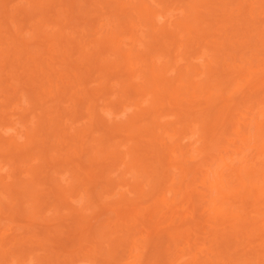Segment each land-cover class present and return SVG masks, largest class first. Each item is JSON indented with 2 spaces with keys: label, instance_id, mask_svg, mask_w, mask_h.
I'll use <instances>...</instances> for the list:
<instances>
[{
  "label": "bare ground",
  "instance_id": "6f19581e",
  "mask_svg": "<svg viewBox=\"0 0 264 264\" xmlns=\"http://www.w3.org/2000/svg\"><path fill=\"white\" fill-rule=\"evenodd\" d=\"M64 1L63 0H47V2L46 1L43 2L40 0L39 2H37L36 6H37L39 11L47 12L48 14L53 10V14H50V16H51V18H53V20L57 24H59L58 23L59 17L62 16V19H61L62 23H60V25H59V32L53 38L56 39L55 40L56 43L54 42L56 44V47H58L59 50L61 51V53H63V54H61L62 56L60 55L61 59L58 60V62L61 65L60 67L63 66V69L61 72H63V74L67 73L66 76H68V74L71 73L70 75L72 77L71 76L68 77L69 78L68 83H65V85L62 83L63 86H61V84H58L55 82L53 83V80L49 79V78H51L49 73L48 72L44 73L46 71L45 67H47V66L51 67V65H49V64L53 65L55 63V62L51 63L54 61V59L52 61V59L48 57L47 59L49 61H48L47 65L45 64L43 59L40 60L38 62L39 64L38 63L36 64V65H38L39 69L35 65V68L37 70L36 71L30 70L29 71L30 73H29L28 77L26 78L25 82L26 81L30 82V80H32V79L33 80L34 79L39 80V78H41V76H42L41 74H43V73L45 75V78L49 75L50 77L48 76L49 77L48 79L46 78L44 82L42 81L43 83H40V84H43L42 85L43 88L45 86L47 87L46 90H44L43 88L39 90L40 92L42 90V94H43L42 96H45L44 94L48 95L47 93H49V94L52 93L53 90H55L56 92L54 91L55 93H52V97H53V95H56V96L60 95V94L63 95V94H67V91L69 90V93H70L69 97L71 100V104L73 105L74 115L76 116L80 112V110L85 109L86 111H88V113L90 115V116H88L89 120L87 119V122H88V123L86 122L87 125H83V127L81 126L79 129H77V127H75L77 130H75L74 127H69L70 128L69 131H68V129H65V128L63 130L62 128H60V126H61L60 121H62V120H60L61 116H62L61 115L62 110H60L59 105L56 103L57 105L54 104L56 106L53 105V107H51V106L49 107V106H45V104H43V102L38 103V105H41L40 108L42 109V110H40V112L44 116L45 115L50 116L48 119H49V121H51V123L49 121L46 122L47 118L45 120H42L43 115L41 116V114L38 113L40 115V118H42V119L40 120V118L37 117L38 119L35 120V121H37L35 123L37 128H35V125H34L35 130L32 128V131L34 130L32 132V134L31 133L30 134L24 133L26 135V136L24 135L26 138L25 141L27 143L29 142L28 144L33 143L32 142V139H34L33 136L37 132L41 131L42 135L43 134L45 135L44 137L47 136L46 137L47 142L48 143H49V141L52 142V143L50 142L51 146L49 145L50 148L47 147V149H46V148H44L45 146L43 147V145H41L42 148L44 149V151L42 148L38 149L42 152H40V154L37 153L39 156V157L37 156V158H39L40 161L36 159L37 162L39 161L37 164H39V163L40 164L38 166L35 165V166L29 167L27 177L36 186H34L32 183H30L31 187L25 185L26 183L25 184L21 183L22 185H20V184L17 185V182L20 183V181H18V180L15 181L14 183L7 184L8 183L7 182L5 184L6 186L4 188L6 189L7 193L6 194H5V192H2V193L5 194L4 197L8 196L9 201L7 203L8 204L11 203V204L9 206L6 203V200H4L5 198L2 197L4 194L0 195V213L3 212L5 214H10V215L11 214H23V216H25L27 218L29 217L28 218L29 220L36 219V217L42 212L41 206L43 205V203L41 204V202L39 201L40 200L39 195H42V193L38 194L36 192V190L40 189L39 187H37V185H38L37 183L40 180L35 181V179H37L35 177L40 176L42 169H45L47 167L49 168V166L52 164L54 166H57L56 168L59 167L60 169H63V172L69 171V173H70L69 176L73 180L72 181L70 179H66L67 180L66 183H68L67 185H69L68 187H67V185L62 187L61 184H65L64 183L65 181L63 183L60 182V186H61L60 187L58 184H56L57 182L59 183V181H57L58 177H57V179H55L56 177H54V175L52 176L50 174L52 177L49 178V176L46 174V177L48 176L47 177L48 179L46 180L47 182L43 183V184H45V185L48 184L49 186L47 185L48 186L47 188L50 187L48 189L49 191H47V192L49 194H51V196H52V198H50L51 204L50 203H47V204L48 205L50 204V206L53 205L54 209L52 211L55 214V219L59 218L60 215L56 216V214H60V211H62L61 210L62 208H65L66 210H68L67 208L71 207V206L67 207V203L69 202L68 197L74 196V195H71L73 193L80 192L81 195H79V197L80 196L82 197V195L85 196V199L83 198L84 199L83 201H86L87 205L85 204V202H83V204L86 205V206H84L86 208H84V209L81 207H79L80 209L79 208H76V209L70 208L69 214L74 215V217H76V216L80 217L81 216V217L85 218V220L80 219V220H82L81 223L84 222L85 225L84 224L79 225L77 223L80 226V229H83V228L84 229L83 230L79 229L80 232L77 231V233L79 235L75 236V238H73L74 237L73 235H72L73 237L70 236L71 240L69 239L68 235L67 236L65 235V233H63L65 235L64 237H62L60 235V234H62L61 233L62 231H66V229L61 230V227H59V226H62L61 222H60L59 226H57V227H59L58 228L59 230L56 229L57 227L52 230V231L57 230L56 232L59 233L61 238L57 234V236L56 235L48 236V237H50V239L51 238L53 239V237L56 236L55 239L57 237H59L60 240L62 241L63 239H65V237H67L66 239H68L69 241H66V242H70V241L72 242V243L70 242V244H72V245L67 243V246L69 245L68 247L70 248L68 250H67V247H64L63 249H61L62 246L60 244H59V247L56 245H53L52 240H51L52 245H48L49 243H51L50 239L47 240L48 237H44V239H43L41 236V238L37 237L38 238L37 239L36 235H32V237L34 236L35 238L31 237V239H32L31 243L32 244L30 243L31 246H30V244H28V245H29V247H32V245H33V247H34L33 249H35V252L38 249L37 247H39V249L42 250V249H44V246H47V245L50 247L56 246L62 252V253H57L58 251H56V250L58 248H56V250H55L56 252L54 251V253L49 252V251L54 250L52 248H50L49 251L48 250L46 251V249H45L44 251L46 253H48V254L53 253V254H51V256L50 255L46 256L47 254L44 252V254H46V255H44V254L43 255L47 259L44 256H41L42 258L43 257L45 258V259L43 258L41 260V261H43V263H41V264H59V263L63 264V262H60V261H62V260H60V258L62 256H64L67 252L69 253V255L71 253L72 254L74 253L73 256L74 255L77 256L81 250H82V253H81L82 256H80L81 255L80 254L79 257H83V259H85V261H88L90 264H237L238 260L242 261L243 264H250V263L262 264V263H264V242L257 244L255 246L245 245L244 247H242V244L244 243L243 235L245 234L246 237H248L255 230H257V222L254 220L245 221L244 219H242V217H240L238 219V222H237V214H247V207H245V204H244L245 201L244 200H250L251 203H253V204H260L262 201H264V185L259 183L260 180L262 178H264V123H261V124L256 123L255 124V123H253V121H254V119H253L252 123L249 124V120H250L249 119L248 124L244 125V127H242L244 122L241 123V127H240V125L236 126L237 122L236 123H234V122L237 121V112H238V109H237L238 106L237 105H239L236 102L237 99L235 101L232 100L233 102H231V100L229 99L231 103L229 104V102H227L228 103L227 106L225 105V107L223 106V108H221V109L218 108V110L215 109V107H213V109L201 108V109H198L197 112L192 110V108L194 109V106H193L194 103H196V105L198 106L199 103L203 102L202 100H207V101L212 102V100L214 98L219 97L223 93L224 90H225V93L231 94V92H234V89L237 88V82H235L234 78H232L233 80L231 78L229 79L228 76L232 75V72H236L234 70V68H236L238 64L236 66H234L235 63H233L232 64L233 66L232 65L228 66V64L225 63L224 61H225V59H227L226 58L227 56L230 57V59H234L237 56V54L235 53L236 41H237V45H238L237 47L239 48V50L241 49V51L242 50H245V51L250 50L251 51V49H254V50H257L258 52H261L262 50H264V27L255 26L251 20H246V23L244 22L245 25H241V26L239 25L240 27L237 29V33L233 34L234 36H237V37L239 36L237 39H235L236 41L235 40L230 41V38H227V37L225 39H223V38H221L222 36L220 37V39H223V40L212 39V41H211L212 46H209V47H211L210 48V51H211L210 57L211 58H210V60L207 61V63L205 61L206 66H204V68L206 67V69L202 73L203 75H205V79H204V81H202V83H198V82H196V80H194V75H196V73L198 71L194 65L191 67L188 66V68H187V66L184 67L185 71L183 70V72L178 71L177 68H175L178 72L175 76L172 75L173 77L172 78L170 77L171 78L170 79L166 76V71H167L168 67H166V66L162 67V65L160 64L161 66H159V68H155L156 65L153 62V64L155 66L153 64L149 63L148 65H145V67L143 69H139V71L142 70L141 73L140 72L139 73L142 74V76L144 77L145 83L143 81V83L141 85H143V84L144 85L143 86L139 85L140 87H137L138 83L136 84L137 86H135L132 83L133 79L130 80V77L132 76L131 74L133 73L134 69L132 70V73H130L131 72V67H130L131 64L128 63V59L133 58V57H138V56H140L141 58H144V57H142L143 56L142 54H138V53L137 54H128V52H127V54H124L123 50L120 49V41L122 42V40H120L118 37V34H120L119 32L117 34V33L110 32L111 31L110 30L109 32H107L103 36L102 40L92 39L93 41L92 40L88 41L87 39L89 37L87 39L84 37L85 39H83V36H85L86 34L84 35L83 32L80 33L81 35H83V36H81L79 34V36H81L83 39L82 44L85 46V44L87 45L89 42L88 45H90L92 48L85 50L84 54H82V56L80 57L79 62H76V61H78L77 58H72V56L74 54L73 51H75L74 49L76 48L77 45H76V43L74 45L73 42L70 41V39H69L70 37L68 38V36L66 35L65 28L70 27L73 30H74V28H76V23H75V25H72V27L70 26V24H72L73 23L72 21H74L76 19L74 17V15H75L74 11L77 7L75 8L76 0H68L66 2H64ZM180 1L185 6L184 12L186 14L183 13V14H185V15H183L185 17V19H183V21L179 20V22L177 23V28H176L177 30H175L176 32L174 30L166 32L165 29H162L161 27L160 28L155 27L153 24V21L151 19H149L150 18L149 14H150L151 10L141 0L137 1V3L138 2L139 3L134 8V9H136V11H138V14H139V15H137L138 18L142 19L144 21V24H145L144 26L148 27L147 36L150 37V39H151L155 36V34L156 35L162 34L163 36L166 37L165 40H167V42L165 43L167 51L174 53L173 50L175 49L174 51L178 55L180 54V51L182 49L187 48V50H188V46L190 47L189 44L196 42V40L198 38L210 36L214 32H216L217 29L219 30L220 28H223L225 26V24L228 22V18H229V16L225 13V7H227V5L229 4L227 2H229L231 0H199V1L180 0ZM57 2L60 4V6H63L64 8H62V10H58L59 9L58 8L56 11H54V9L57 7H55L54 9L52 7H53V5L55 6V3H57ZM85 2H86V0H85ZM90 2H92V1H90ZM97 3H98V1H97ZM216 3L223 8L222 9L223 14H221V15H223V17L220 20H217V21H219L218 28L213 30V29H211V28H213V27H211V24L208 25L209 20H211L210 19L211 17L209 18V15L211 13L208 12V10H207V12H204V11H202L201 8L204 6L206 7L207 5L211 6V4L215 5ZM34 4H36V3H34ZM115 5H116V3H115ZM209 8H211V7H209ZM260 8L262 9V11H264V6H260ZM0 9H1V13L3 15V19L5 21L7 19L9 20L8 16L6 15V11H5V3H3V2L0 3ZM120 10H121V8L117 5L115 7H113L112 11L115 12L114 17L116 16L118 18V20H120V21L123 20L121 18L127 19L128 18L127 15L125 14V12H123L124 9H123V11L121 10L122 12ZM250 13H249V16L251 15ZM78 15H80V14H78ZM117 18H116V20H117ZM129 18H131V17H129ZM252 18L253 17L251 16L250 19H252ZM136 20H137V18H136ZM120 21H118V22H120ZM207 21H208V23H207ZM240 21H242V20H240ZM117 23L115 22V24H117ZM215 23H217V22L215 21ZM86 24H87V21H86ZM83 25L84 24L82 23V26ZM121 25L123 26V23L122 24L120 23V26ZM43 26H45V25H43ZM82 26H81V28H82ZM88 26L89 25H86L85 29H87ZM118 26H119V23H118ZM112 27H113V25H112ZM123 27H125V26H123ZM36 28H37V26H36ZM106 28H108V26ZM122 28H120V29H122ZM251 28H253L252 30L253 31L255 30V31L252 32ZM12 29H13V27H12ZM82 30H84V29H81V31ZM87 30L89 31V29H87ZM126 30H129V29H126ZM74 31H76V30H74ZM105 31H108V30H105ZM180 31H183L185 34H187L188 37H187V39H185V42L183 44L178 45V43L176 42L177 40H175L174 38H177L175 35H177V33ZM78 32H80V31H78ZM84 32L86 33V31H84ZM92 32H94V31H92ZM92 32H91V34H92ZM99 32H101V31L99 30ZM120 32H121V30H120ZM165 33H167V34H165ZM36 35H37L36 37H38V34H36ZM227 36H229V35H227ZM31 37H32V35H31ZM81 37H79L78 39L81 40ZM39 40L42 41L41 38ZM228 40H229V42H226ZM43 41L45 42L44 39H43ZM74 42H76V41H74ZM78 43H79V41H78ZM138 43H139V41H138ZM121 45H122V43H121ZM207 45H209V44H207ZM84 46H81V49ZM176 47H178V48H176ZM193 47H199V45L197 43H195ZM63 48H65L64 49L65 53L62 52ZM133 49H135V48H133ZM190 49H191V47H190ZM10 50H12L11 47H10ZM104 50H105V52L111 51V53L113 52L112 54L115 53L116 54L115 56L118 57V60H116L115 62H112L111 64L104 65V66H102V68H99V64L104 62V58L101 57L102 55H105ZM8 51L9 50H7L6 52H8ZM83 51H84V49H83ZM135 51H136V49H135ZM6 52H5V55L7 57L6 62H7V59H10V61H12V60L13 61H16V60L19 61L18 60L19 58L17 57L18 55L15 56V54H13L12 51L9 52L10 54H8V53L6 54ZM43 52H44V50H43ZM129 52L131 53L132 51L129 50ZM109 54H107V55H109ZM29 55H30V52H29ZM158 55H160V54H158ZM184 55H188V52L185 51ZM262 56H264V55H262ZM255 57H256V55H255ZM31 58H32V56H31ZM250 58H251V56H250ZM47 59H45V60H47ZM146 59H148V58H146ZM160 59H161V57H160ZM176 59H175V61H176ZM241 59H242V57H241ZM2 60H4V57ZM260 60H262V59H260ZM109 61H111V60H109ZM142 61H141V63H142ZM249 61H251V60H249ZM26 63L27 62H25V64ZM42 63H43V65H46V66L44 67L42 65ZM77 63H80L79 66L81 65V67H83L85 70L99 68L105 77H107L108 75H112V74L115 75L114 77H115L116 81L118 80L115 83V85L119 86L120 89L122 88L123 93L124 92H126L125 94H128V93L137 94L138 93V95H141V96L146 95V96H148V98L150 97L151 101H149L150 102L148 105L149 107L142 109V110H140L141 106L138 107L139 109L138 110L136 109L137 113L132 117H128L121 124L120 123L116 124L113 121H112L113 123L106 122L107 120H104L103 119L104 117H102V115L99 114L101 112H98V109L96 107L97 105L94 104L92 97L90 98L88 96L90 94H88V95L78 94V93H75L74 90H72L74 86L76 87V83L82 82L81 81L82 80L81 79L82 68L81 67L79 68ZM146 63H148V62H146ZM249 63H246V64L249 65ZM170 64L168 66H170ZM224 64H225V66H224ZM7 65H9V64H7ZM239 66L241 67V65H239ZM49 67H47V68H49ZM224 67H225V69H224ZM52 68H53V66H52ZM204 68H203V70H204ZM226 68H229V69H226ZM252 68H253V66H252ZM79 69H81V70L79 71ZM255 70H257V68ZM246 71L247 72H246L245 77L249 76V78L248 79L246 78L247 80L245 79V81H243L241 83L239 90L243 91L246 88L247 91L244 92L245 94L242 93V95L244 97H246V99L248 97L249 100L250 99L253 100V98H252L253 96H254V98L255 97L257 98V96H256L257 93L264 92V77L253 76V74H252L253 71L250 70V67H246ZM173 72H174V70H173ZM247 73H248V75H247ZM46 74H47V76H46ZM262 75H264V74H262ZM43 76H42V78H43ZM199 76H198V78H199ZM258 76H260V75H258ZM42 78L40 80H42ZM68 78H66V79H68ZM195 79H196V76H195ZM15 80L16 79H14V81ZM2 82L3 81L0 78L1 88H2V84H3ZM44 83H46V85ZM223 84L225 85V87L221 88L220 86H222ZM105 85H106V83H105ZM102 86H101L102 89L106 90L104 87V84ZM11 87L12 86H9L8 88H11ZM6 88H7V85H6V87H4L0 90L5 91ZM39 88H41V86ZM214 89H216V91H218V92L212 93L214 91ZM14 91H17V90L14 89ZM78 92H79V90H78ZM180 94L182 96L183 95L186 96L187 99L185 98V100L183 99V101H181L182 96L180 97L179 96ZM198 94L201 97V102L199 101V103L197 101L194 102L195 100L193 101V99L196 96L199 97ZM42 96H41V98L43 99L44 97H42ZM9 97H11V96L9 95L8 98ZM34 97H38V95L37 96L34 95ZM48 97H49V95H48ZM198 97H196V98H198ZM242 97H241V99H242ZM29 98H30V96H29ZM128 98H130V97H128ZM143 98H145V97H143ZM234 98H237V97H234ZM34 100H36V99H34ZM242 102H245V101H242ZM134 104H135V102H134ZM43 105L45 107H42ZM101 108L104 110L105 109L107 110V108H103V107H101ZM165 109L174 110L171 113H173V116L174 115L176 116L175 122L178 120L177 122L179 125L177 127H175V128L173 127L175 125V123H173V124L171 123L173 126H171L170 123L166 124V122H165V124L160 125L159 122L156 120L157 118L155 119L154 117H151L152 112H158V114L160 115L162 113L161 111H163ZM203 109H206V110H203ZM245 111H247V114H248V110H245ZM192 112L193 113L195 112L197 114L194 113L195 114L194 115ZM104 113H103V115H104ZM240 113H241V111H240ZM238 115H239V113H238ZM173 116H172V118H173ZM241 116H242L241 120L242 119L244 120L245 117H243V114H241ZM252 117H250V118L252 119ZM142 120H143V122H141ZM35 121L33 120L32 123H34ZM252 125H253V127H252ZM231 127L233 128L231 131H232V135L234 137H232V140H230V141L226 140L228 142L225 143L224 145L221 144V139L226 136V131L229 130ZM27 128H28V126H27ZM34 132H36V133H34ZM94 132L97 133V135H95ZM92 134H94L95 136H93ZM180 135H185L188 138H189L188 135H190L191 138L192 137L195 138L194 143H193L195 145V151L193 152L194 154H191L194 156H192L190 158V160H193V158H195L194 159L195 161L198 159H199V161H200V159H204V160L210 159L211 164L213 165L212 166L210 164L209 167L206 166L207 169L203 172V174H201V176L203 177V179H202L203 181H201L202 187H201L200 191H202V189H203V191L200 192V194H199V191H198V193L195 192V194L197 193V195H194L193 197L188 195L189 193L185 194V192L189 187H192L191 184L193 181L196 180V178L199 179L197 176H199L200 173H202V172L198 167L199 165L195 166V164L192 163L193 166H195V167L188 166L189 164L187 162V157H188L187 154L189 153L188 152L189 150H186L185 146H183L182 143L180 144V142H179ZM40 137L42 138V136H40ZM9 138H11V137H9ZM177 138H178V140H177ZM41 142H43V141H41ZM47 142L45 141V143H47ZM15 143H16V141H12V140H8V141H5L3 143L1 142V146H2V144L6 146V148L4 147L5 149H3V150H5V153H7V155H9L7 157L8 158L7 161L9 160L10 164L14 163V160L12 159L13 158L12 155H14V154L11 155V151L14 149H18L14 152H17L20 150L22 151L24 148V145H22L23 147H21V146L19 147L18 146L19 144L17 145V143L16 144ZM27 143H25V145ZM45 145L48 146L47 144H45ZM0 148H1L0 150H2V147H0ZM241 148H242V151H244V150L245 151L240 152L239 149H241ZM38 150H37V152H39ZM228 150H230L234 154V158L232 159V161L227 163L226 156H228ZM50 152H52V153H50ZM239 152L242 153L243 155H240L238 157ZM245 152H246V154L244 155ZM3 153H4V151H3ZM172 155H174V156L177 155V156L174 157ZM25 157H26V155H25ZM19 158L20 157H18V159ZM176 158H178L177 161H175ZM190 160H188V161H190ZM31 162H32V160H31ZM186 162L188 165L186 164ZM32 163H34V162H32ZM48 163H51V164L49 165ZM18 164H20V163H18ZM199 164L201 165V163H199ZM16 165H15V167L13 166L12 172L15 169H16L15 172L18 171ZM52 165L50 167L51 168L53 167V168L52 169L50 168V171H52L54 169L53 172L55 171L54 174H56L58 172L57 170H59V169H56ZM44 166H45V168H43ZM201 167H204V166H201ZM115 170L116 171L120 170L121 171L120 174L123 173V175H120L121 178H123L122 180H121V178L117 179V177H116L117 174H116V172H114ZM198 171H200V173ZM113 173H115V176ZM68 174L66 172V174H64V175H68ZM64 175H63V177L60 176V177H62V178H60V179H62L61 181H63V178L65 179L66 176L64 177ZM122 176H124V177H122ZM201 176H199V177H201ZM0 177H2V176H0ZM114 177H116V178L114 179ZM5 179H6V175H5ZM27 181H29V180H27ZM54 181L55 182L57 181V182L55 183ZM51 182L52 183L54 182L55 184L54 183L52 184ZM70 182H73V183L70 184ZM195 183H197V182H195ZM32 185L34 187V190H32L33 189ZM43 186L44 185L41 184V187H43ZM35 187H37V188H35ZM143 187H145V188H143ZM77 188H80V190H77ZM180 188L183 189V191H181V193H180V199L179 200H181L182 198H185L184 199L185 205L187 203V205L184 207V209H182V211H180L178 209L179 207L176 208V204H175L176 198H175V200H173L176 193H174V197L171 201H169V198L166 199L167 197L165 195V192H169L171 194V192H174L177 189L180 192V190H179ZM43 189H41V190H43ZM191 189H193V188H191ZM195 189H197V187ZM0 193H1V190H0ZM193 193H194V191H193ZM49 194H47V195L49 196ZM108 194H110V195L112 194V195L109 197V196H107ZM167 195H169V194H167ZM186 195H188L189 197H186ZM51 196H49V197H51ZM48 198H46V199H48ZM144 199L146 201V204H143L141 207H139L140 203L143 202ZM79 200L81 201L82 198H80ZM45 202H48V200H46ZM49 202H50V200H49ZM4 203H6L7 206H6V204L3 205ZM237 203L242 204V206L237 207ZM3 206L10 208V209L6 210L8 213H6L4 210L2 211ZM90 206H92L93 210H95L96 213L93 212L94 214H96V215L98 214L97 216L101 215L102 217H105V216L106 217L102 219L101 216H99V220H98L96 218L97 216L94 214L92 215V216H94L93 217L94 219H91L90 218L91 216L90 217L83 216L85 214L84 213L85 209L90 208ZM151 206L153 207L154 210L152 209ZM150 207L152 209V212H151L152 215L150 214L151 217L153 215L154 216L160 215V217H162L163 214H169L168 218H165V220L163 219L165 221V222L163 221V223H164L163 226L155 227L153 230L151 228L149 229V226L150 227L152 226V228H153L154 227L153 225L155 224V222L152 221L154 223L153 225H151V224L149 225V223H152V222H149L148 223L149 226H148L145 224L146 218L145 217H144L145 219L143 218L144 215L141 216V214H143V212L145 210H148V208L150 209ZM63 213L64 212L62 211L61 214H63ZM108 214L109 215L112 214V216H107ZM259 214H264V210L260 211ZM88 215H89V213H88ZM198 217H199V219H198ZM1 218H3V217H1ZM152 218H150V219H152ZM90 220H92V223H93V220H95V221L93 224H91ZM175 220H177V223L180 222V224H181V222H185V223L180 226V224H177ZM59 221H61V220H59ZM160 224H161V222H160ZM82 226H83V228H82ZM246 227H247V229L245 230L244 228H246ZM67 229H69V228H67ZM70 229H72V228H70ZM52 231H49V232L52 234L53 233L56 234L55 231L54 232H52ZM59 231H61V232H59ZM68 231H70V230H67L66 234L67 233L69 234ZM49 232L45 233V234L49 235L50 234ZM43 236H46V235H43ZM7 237L8 236L4 237L3 231H2V233H0V247L1 248L3 247V245H5L7 243L8 244L10 243V245L14 244V246H11V247H10V245H6L9 247V248H7V252H8L9 251L8 249H10L12 247L13 248L16 247V245H18V242H16L17 240L15 241L16 238L13 239L11 237V239H10L11 241L6 243L4 238L6 239ZM59 238H58V240H59ZM41 239H43V240L41 241ZM13 240L17 244L13 243L14 242ZM22 240H24V244H21V245H25V242H28V241H26L27 238H26V240L25 239H22ZM22 240H20V241L22 242ZM38 240L41 243L42 242L43 243L45 242V243L41 244ZM34 241L37 242V245L35 244L36 246L34 245V243H35ZM48 241H49V243H48ZM55 241H57V239ZM63 243H65L64 240L62 241V245H63ZM104 243H106V245H104ZM21 245H19V247ZM65 245H63V246H65ZM42 246H43V248H42ZM29 247H28V249H29ZM1 248H0V251H2V252H0V259H1L0 263L1 264L4 261V259L8 258V256L10 257L12 253H13L12 256H15L14 253H18L21 250V252H19L20 254L18 253L19 255H17L18 256L17 258L20 259L21 253L24 252V254H25V252L28 251L27 249H26L27 251L24 250L25 249L24 246H23L24 249H22V246H21L20 249H18V248H16L17 250L15 249L16 252L11 251V249H10L9 252H11V253H10V255H7V254H9V252L8 253L5 252L6 248L5 249L2 248V250H1ZM33 249L30 248L29 251L31 252V250H32V253H33L34 252ZM83 249L85 252L83 251ZM22 250H24V251L22 252ZM62 250L65 251V253ZM75 252H77V254H75ZM72 254L70 256H72ZM6 255H7V257H6ZM30 255H32V254H30ZM59 256H60V258H59ZM66 256H68V255L66 254ZM37 257L38 256H36V258ZM74 259H76V258H74ZM58 260H59V263H58ZM5 261H7V259ZM65 262H64V264H68V262L67 263H65Z\"/></svg>",
  "mask_w": 264,
  "mask_h": 264
},
{
  "label": "rangeland",
  "instance_id": "374dc122",
  "mask_svg": "<svg viewBox=\"0 0 264 264\" xmlns=\"http://www.w3.org/2000/svg\"><path fill=\"white\" fill-rule=\"evenodd\" d=\"M27 3H26V2ZM31 1V2H30ZM40 0H1L0 1V3L1 2H3V3H5V11H6V15L8 16V18H9V20L7 19L6 21L3 19V15H2V13H1V9H0V78L2 79V88H4V87H6V85H7V88L9 87V86H12L11 88H6V90L5 91H2V90H0V147H2V150H0V169L2 170H0V176H2V177H0V190H1V193L2 192H5V194L7 193V191H6V189L4 188L6 185V183L7 184H9V183H14L15 181H20V183H18L17 182V185L18 184H20V185H22L23 183L25 184V185H27V186H29V187H31V184L30 183H32V181H30V179H28V175H27V173H28V170H29V167H31V166H38L39 164H37L40 160H39V158H37V156H38V154L37 153H39L40 154V152H42V151H40V150H38V149H41L42 148V146L41 145H43V147L44 148H46L47 149V147H49L50 148V146H51V141H49V143L47 142V140H46V137H44L45 135L43 134L42 135V133H41V131L40 132H34V133H36L33 137H34V139H32V142L33 143H30V144H28L25 140H26V138H25V134H32V132L35 130V128H37L36 127V125H35V123L37 122V121H35L36 119H38L37 117H39L40 118V115L39 114H41V116L43 115L41 112H40V110H42L40 107H41V105H38V103L39 102H43V104H45V106H51V107H53V105L54 104H58L59 105V107H60V110H62L61 111V119L60 120H62V121H60V123H61V126H60V128H62L63 130H64V128L65 129H68V131H69V127H77V129H79L81 126L83 127V125H87V119L89 120V117L88 116H90L89 115V113H88V111H86L85 109H82V110H80V112L75 116L74 115V113H73V105L71 104V100H70V93H69V90L67 91V94H63V95H53V97H52V93H55L56 91L55 90H53L52 91V93H47L48 95H49V97H48V95H46V94H44L45 96H42L43 94H42V90H41V92L39 91L40 89H42L43 88V84H40V83H43L44 81H45V79L47 78H49L50 76H51V78H49L50 80H53V83L55 82V83H58V84H61V86H63V84L65 85V83H68V81H69V78L68 77H70L71 75V73L70 74H68V76H66V74L67 73H64L63 74V72H61L62 71V69H63V66L62 67H60L61 65H60V63L58 62V60H60L61 59V54H63V53H61V51L59 50V48L58 47H56V39H54L53 37L59 32V25H60V23H62V16H60L59 17V21H58V23L59 24H57L54 20H53V18H51V16H50V14H53V10L48 14L47 12H42V11H39L38 10V8H37V2H39ZM41 1H43V2H47V0H41ZM64 1V0H63ZM66 1H68V0H65L64 2H66ZM84 1V2H83ZM90 1H92V2H90ZM97 1H98V3H97ZM105 1V2H104ZM137 1H140V0H86V2H85V0H76V4L79 6H77L76 4H75V11H74V13H75V15H74V17L76 18L74 21H72L73 23L72 24H70V26L72 27V25H75V23H76V28H74V30H76V31H74L73 29H71L70 27H67V28H65V32H66V35L68 36V38L70 39V41L71 42H73V44L75 45V43H76V48L74 49L75 51H73V56H72V58H77V60L78 61H76V62H79L80 61V57L82 56V54H84V52H85V50H87V49H90V48H92L90 45H88L89 44V42H88V44L86 45L85 44V46L82 44V41H83V39H87L88 37V41L89 40H92V39H100V40H102L103 39V36L107 33V32H109L110 30V32H113V33H117L118 34V32L120 33V34H118V37H119V39L120 40H122V42L120 41V49L121 50H123V53L124 54H127V52H128V54H142L143 56L142 57H144V58H141L140 56H138V57H133V58H130V59H128V63H130L131 65H130V67H131V72L130 73H132V70H133V73L130 75L131 77H130V80H132L131 82L135 85V86H137V87H140L139 85H141L142 83H143V81H144V83H145V80H144V77L142 76V74H140L141 73V71H139V69H143L144 67H145V65H148L149 63H151V64H153V62H154V64L156 65V67L155 68H159V66H161L162 65V67L163 66H166V67H168L167 68V71H166V76L168 77V78H172L173 76H175L176 74H177V72L178 71H181V72H183V70L185 71V68L184 67H186L187 66V68H188V66L189 67H191V66H195L196 68H197V73H196V75H194V80H196V82H198V83H202V81H204V79H205V75H203L202 73L205 71V69H206V67L204 68V66H206V63H207V61L208 60H210V48L211 47H209V46H212V43H211V41H212V39H215V40H219L220 39V37L221 38H223V39H225L226 37L227 38H230V41H234L235 39H237L238 37L237 36H234L233 34H236L237 33V29L241 26V25H245V23H246V20H251L252 22H253V24L255 25V26H262V27H264V11H262V9L260 8V6H264V0H231V1H229V2H227V3H229L228 5H227V7H225V13L229 16V18H228V22L225 24V26L223 27V28H220L219 30L217 29L216 30V32H214L212 35H210V36H206V37H203V38H198L197 40H196V42H193V43H190L189 45H190V47H191V49H190V47L188 46V50H187V48L186 49H182L181 51H180V54L178 55V54H176V52L173 50V52L174 53H172V52H168L167 51V49H166V42H167V40H165L166 39V37L165 36H163L162 34H158V35H156L155 34V36L153 37V38H151L150 39V37H148L147 36V33H148V27H146V26H144L145 24H144V21L142 20V19H140V18H138V16L137 15H139L138 14V11H136V9H134L135 8V6H137L138 5V3H137ZM143 3H145L146 4V6H148V8L151 10V12H150V14H149V16H150V18L149 19H151L152 21H153V24H154V26L155 27H157V28H162V29H165V31L166 32H168V31H172V30H177L176 28H177V23L179 22V20H181V21H183V19H185V17L183 16V15H185L186 13L184 12L185 10H184V8H185V6H184V4L180 1V0H141ZM193 1H199V0H193ZM245 1V2H244ZM240 2V3H239ZM244 2V3H243ZM262 2V3H261ZM34 3H36V4H34ZM90 3V4H89ZM102 3V4H101ZM111 3V4H110ZM115 3H116V5L117 6H119L120 8H121V10L123 11V9H124V11L123 12H125V14L127 15V19H125V18H121V19H123L122 21H120V20H118V18H117V20H116V18L114 17V15H115V12H113L112 11V9H113V7H115L116 5H115ZM119 4V5H118ZM134 4V5H133ZM217 4V3H216ZM214 5V4H211V6H209V5H207L206 7L204 6V7H202L201 9H202V11H204V12H207V10H208V12H210L211 14L209 15V18L211 19V20H209V23H208V21H207V23H208V25H210L211 24V27H213V28H211V29H216V28H218V24H219V21H217V20H220L222 17H223V15H221V14H223L222 12V7L221 6H219L218 4L217 5ZM243 4V5H242ZM262 4V5H261ZM86 5V6H85ZM95 5V6H94ZM98 5V6H97ZM134 7H133V6ZM111 6V7H110ZM55 7H57V8H55ZM68 7V6H67ZM88 7V8H87ZM209 7H211V8H209ZM258 7V8H257ZM53 9H54V11H56L58 8V10H62V8H64L63 6H60V4L57 2V3H55V6L53 5V7H52ZM87 8V9H86ZM92 8V9H91ZM253 8V9H252ZM110 9V10H109ZM120 10V11H121ZM89 11V12H88ZM112 11V12H111ZM121 11V12H122ZM17 12V13H16ZM20 12V13H19ZM83 12V13H82ZM86 12V13H85ZM251 12V13H250ZM253 12V13H252ZM15 15H14V14ZM55 13V12H54ZM134 13V14H133ZM183 13H185V14H183ZM249 13L251 14L250 16H249ZM18 14V15H17ZM20 14V15H19ZM78 14H80V15H78ZM83 14V15H82ZM44 15V16H43ZM15 16V17H14ZM251 16L253 17L252 19H250L251 18ZM43 17V18H42ZM78 17V18H77ZM86 17V18H85ZM93 17V18H92ZM113 17V18H112ZM129 17H131V18H129ZM241 17V18H240ZM243 17V18H242ZM13 18V19H12ZM89 18V19H88ZM105 18V19H104ZM136 18H137V20H136ZM142 18V17H141ZM214 18V19H213ZM11 19V20H10ZM78 19V20H77ZM91 19V20H90ZM139 19V20H138ZM116 20V21H115ZM141 20V21H140ZM240 20H242V21H240ZM37 21V22H36ZM40 21V22H39ZM44 21V22H43ZM77 21V22H76ZM85 21V22H84ZM86 21H87V24H86ZM113 21V22H112ZM118 21H120V22H118ZM215 21L217 22V23H215ZM240 21V22H239ZM3 22V23H2ZM110 22V23H109ZM115 22L117 23H119V26H118V23L117 24H115ZM129 22V23H128ZM245 22V23H244ZM78 23V24H77ZM82 23L84 24L83 26H82ZM89 23V24H88ZM120 23L122 24L123 23V26H125V27H123L122 25L120 26ZM241 23V24H240ZM91 24V25H90ZM110 24V25H109ZM213 24V25H212ZM217 24V25H216ZM34 25V26H33ZM43 25H45V26H43ZM86 25H89L88 27H87V29H89V31L87 30V29H85L86 28ZM108 26V28H106L107 26ZM112 25H113V27H112ZM240 25V26H239ZM36 26H37V28H36ZM80 26V27H79ZM81 26H82V28H81ZM118 28H116V27ZM12 27H13V29H12ZM17 27V28H16ZM93 27V28H92ZM101 27V28H100ZM111 27V28H110ZM122 28V29H120V28ZM128 27V28H127ZM226 27V28H225ZM237 27V28H236ZM236 28V29H235ZM35 31H34V30ZM81 29H84V30H82L81 31ZM92 29V30H91ZM126 29H129V30H126ZM253 28H251V31L252 32H254L253 30H252ZM14 30V31H13ZM44 30V31H43ZM56 30V31H55ZM99 30L101 31V32H99ZM105 30H108V31H105ZM119 30V31H118ZM120 30H121V32H120ZM125 30V31H124ZM227 30V31H226ZM13 31V32H12ZM33 31V32H32ZM39 31V32H38ZM72 31V32H71ZM78 31H80V32H78ZM84 31H86V33L84 32ZM92 31H94V32H92ZM224 31V32H223ZM30 32V33H29ZM37 32V33H36ZM83 32V34L85 35V36H83V35H81L80 33H82ZM91 32H92V34H91ZM99 32V33H98ZM123 32V33H122ZM176 32V31H175ZM11 33V34H10ZM13 33V34H12ZM38 34V37H36L37 35L36 34ZM68 33V34H67ZM71 33V34H70ZM73 33V34H72ZM94 33V34H93ZM101 33V34H100ZM122 33V34H121ZM34 34V35H33ZM50 34V35H49ZM79 34L81 35V36H83V39H82V37L81 36H79ZM165 34H167V33H165ZM229 35V36H227V35ZM247 34V33H246ZM31 35H32V37H31ZM53 35V36H52ZM89 35V36H88ZM232 35V36H231ZM248 35V34H247ZM51 36V37H50ZM99 36V37H98ZM101 36V37H100ZM177 38H174L175 40H177L176 42L178 43V45H181V44H183L184 42H185V39H187V34H185L183 31H180V32H178L177 33V35H175ZM36 37V38H35ZM79 37H81V40L80 39H78ZM85 37V38H84ZM165 37V38H164ZM236 37V38H235ZM11 38V39H10ZM41 38V40L42 41H40L39 39ZM15 39V40H14ZM35 39V40H34ZM43 39L45 40V42L43 41ZM76 39V40H75ZM201 39V40H200ZM223 39H220V40H223ZM124 40V41H123ZM74 41H76V42H74ZM78 41H79V43H78ZM81 41V42H80ZM93 41V40H92ZM138 41H139V43H138ZM236 41V40H235ZM18 42V43H17ZM38 42V43H37ZM41 42V43H40ZM55 42V43H54ZM226 42H229V40L228 41H226ZM121 43H122V45H121ZM195 43H197L198 45H199V47H193L194 46V44ZM41 44V45H40ZM43 44V45H42ZM207 44H209V45H207ZM2 45V46H1ZM23 45V46H22ZM55 45V46H54ZM148 45V46H147ZM236 48H235V53L237 54V56L234 58V59H230V57H226L227 59H225V63H227L228 64V66L229 65H232L233 63H235V65L234 66H236L237 64V67L236 68H234V70L236 71V72H232V75H229L228 76V78L230 79H232V78H234L235 79V82H237V88H235L234 89V92H231V94L230 93H225V90L223 91V93L219 96V97H217V98H214L213 100H212V102H210V101H207V100H202L203 102H201V97H200V95H199V97L198 96H196V97H198V98H194L193 99V101L194 102H198L199 103V101L201 102V103H199V105L197 106L196 105V103H194L193 104V106H194V109L192 108V110H194V111H196L197 112V110L198 109H201V108H209V109H213V107H215V109H217L218 110V108H223V106L225 107V105L227 106L228 105V103L227 102H229V104L231 103V102H233V101H235L236 99V102H237V104H239V105H237L238 107H237V109H238V112H237V121H235L234 123H236L237 122V125L236 126H239L240 125V127H241V123H243V126L242 127H244V125H246V124H248V120H249V124H251L252 123V120L254 119V121H253V123H258V124H261V123H264V92H259V93H257V98L255 97L254 98V96L252 97L253 98V100L252 99H248V97H247V99H246V97H244L243 95H242V93H244V92H246L247 91V89L245 90H239L240 89V86H241V83L243 82V81H245V79L247 78H249V76H247V77H245V75H246V67H250V70H252L253 71V76H257V77H264V75H262V74H264V56H262V55H264V50H262L261 52H258L257 50H254V49H251V51L249 50H247V51H245V50H242L241 51V49L239 50V48L237 47L238 45H237V41H236ZM80 46V47H79ZM81 46H84L82 49H81ZM129 46V47H128ZM10 47L12 48V50H10ZM28 47V48H27ZM78 47V48H77ZM123 49H122V48ZM14 48V49H13ZM133 48H135L136 49V51H135V49H133ZM176 48H178V47H176ZM246 48V47H245ZM244 48V49H245ZM64 49L65 48H63V50H62V52H64ZM78 51H77V50ZM83 49H84V51H83ZM138 49V50H137ZM190 49V50H189ZM230 49V48H229ZM238 49V50H237ZM7 50H9L8 52H6ZM25 50V51H24ZM43 50H44V52H43ZM129 50L130 51H132L131 53L129 52ZM12 51V53L13 54H15V56L16 55H18L17 57L19 58L18 60L19 61H10V59H7V62H6V55H5V52H6V54L8 53V54H10L9 52H11ZM30 52V55H29V52ZM42 51V52H41ZM55 51V52H54ZM60 51V52H59ZM185 51H187L188 52V55H184V52ZM237 51V52H236ZM241 53H240V52ZM257 53H256V52ZM18 52V53H17ZM37 52V53H36ZM90 52V51H89ZM126 52V53H125ZM140 52V53H139ZM250 52V53H249ZM35 53V54H34ZM65 53V52H64ZM104 53H105V55H102L101 57L102 58H104V62H102V63H100L99 64V68H102V66H104V65H108V64H111L112 62H115L116 60H118V57H116L115 55V53L114 54H112L111 53V51H107V52H105V50H104ZM109 54V55H107V54ZM253 55H252V54ZM260 53V54H259ZM40 54V55H39ZM42 54V55H41ZM52 54V55H51ZM81 54V55H80ZM147 54V55H146ZM158 54H160V55H158ZM240 54V55H239ZM23 55V56H22ZM61 55V56H60ZM112 57H111V56ZM150 55V56H149ZM167 55V56H166ZM178 55V56H177ZM183 55V56H182ZM242 55V56H241ZM255 55H256V57H255ZM21 56V57H20ZM31 56H32V58H31ZM40 56V57H39ZM154 56V57H153ZM180 56V57H179ZM250 56H251V58H250ZM3 57H4V60H2L3 59ZM51 58L52 59V61H53V59H54V61L53 62H51V63H54L53 65L52 64H49V65H51V67H49V66H47V67H49V68H47V67H45L46 65H47V63H48V59L47 58ZM116 57V58H115ZM153 59H152V58ZM160 57H161V59H160ZM186 57V58H185ZM241 57H242V59H241ZM260 57V58H259ZM24 58V59H23ZM47 59V60H45V59ZM111 58V59H110ZM146 58H148V59H146ZM165 58V59H164ZM177 58V59H176ZM181 58V59H180ZM44 60V62H45V64L46 65H43V63H42V65L45 67V69H46V71L44 72V73H49V77L47 76V74H46V78H45V75H44V73L43 74H41L42 76H43V78H42V76H41V78H42V80H40L41 78H39V80H37V79H32V80H30V82L29 81H26L25 82V80H26V78L28 77V75H29V71L30 70H32V71H36L37 69L35 68V65L40 61V60ZM175 59H176V61H175ZM260 59H262V60H260ZM109 60H111V61H109ZM130 60V61H129ZM143 60V61H142ZM163 60V61H162ZM248 60V61H247ZM249 60H251V61H249ZM35 61V62H34ZM47 61V62H46ZM141 61H142V63H141ZM151 61V62H150ZM157 63H156V62ZM205 61H206V63H205ZM23 62V63H22ZM25 62H27L26 64H25ZM34 62V63H33ZM146 62H148V63H146ZM164 62V63H163ZM168 62V63H167ZM223 62V63H224ZM250 62V63H249ZM41 63V62H40ZM133 63V64H132ZM136 63V64H135ZM171 63V64H170ZM205 63V64H204ZM246 63H249V65L248 64H246ZM3 64V65H2ZM7 64H9V65H7ZM12 64V65H11ZM25 64V65H24ZM28 64V65H27ZM39 64V63H38ZM79 64L80 63H77V65L79 66ZM142 64V65H141ZM153 64V65H154ZM158 64V65H157ZM161 64V65H160ZM170 64V66H168ZM226 64V65H227ZM134 67H133V66ZM154 65V66H155ZM239 65H241V67L239 66ZM2 66V67H1ZM11 66V67H10ZM17 66V67H16ZM37 66V68H38V65H36ZM42 66V67H43ZM52 66H53V68H52ZM77 66V67H78ZM203 66V67H202ZM224 66H225V64H224ZM233 66V65H232ZM252 66H253V68H252ZM261 66V67H260ZM6 67V68H5ZM22 67V68H21ZM34 67V68H33ZM55 67V68H54ZM81 67V65L79 66V68ZM172 67V68H171ZM231 67V66H230ZM82 68V72H81V81L83 82H80V83H76V87L74 86L73 87V89L72 90H74V92L75 93H78V94H86V95H88V94H90V95H88L90 98L92 97V100H93V102H94V104L95 105H97L96 107H97V109H98V112H105L104 113V115H103V113L101 114V113H99L100 115H102V117H104L103 119L104 120H107L106 122H109V123H116V124H121L122 122H124L128 117H132V116H134L137 112V110L139 109L138 107H140V110H142V109H145V108H148L149 106V101H151V98L149 99L148 98V96H146V95H144V96H141V95H138V93L137 94H135V93H128V94H125L126 92H124L123 93V89L121 88H119V86H116L115 85V83L118 81H116V79H115V75H108L107 77H105L104 76V74L102 73V71L99 69V68H94V69H89V70H85L83 67H81ZM161 68V67H160ZM175 68H177V70L175 69ZM202 68V69H201ZM203 68H204V70H203ZM257 68V70H255ZM39 69V68H38ZM44 69V68H43ZM171 69V70H170ZM182 69V70H181ZM200 69V70H199ZM224 69H225V67H224ZM226 69H229V68H226ZM81 69H79V71H80ZM173 70H174V72H173ZM76 71V70H75ZM137 71V72H136ZM170 71V72H169ZM251 71V72H252ZM256 71V72H255ZM17 72V73H16ZM78 72V71H77ZM140 72V73H139ZM168 72V73H167ZM173 72V73H172ZM176 72V73H175ZM199 72V73H198ZM260 72V73H259ZM62 73V74H61ZM136 73V74H135ZM171 73V74H170ZM24 74V75H23ZM38 75V74H37ZM173 75V76H172ZM200 75V76H199ZM203 75V76H202ZM247 75H248V73H247ZM258 75H260V76H258ZM39 76V75H38ZM134 76V77H133ZM195 76H196V79H195ZM198 76H199V78H198ZM237 78H235V77ZM11 77V78H10ZM30 77V76H29ZM62 77V78H61ZM72 77V76H71ZM142 77V78H141ZM203 77V78H202ZM66 78H68V79H66ZM170 78V79H171ZM10 79V80H9ZM13 79V80H12ZM14 79H16L15 81H14ZM118 79V78H117ZM135 79V80H134ZM246 79V80H247ZM233 80V79H232ZM237 80V81H236ZM10 81V82H9ZM43 81V82H42ZM47 81V80H46ZM67 81V82H66ZM32 82V83H31ZM10 83V84H9ZM18 83V84H17ZM47 83V82H46ZM46 83H44L45 85H46ZM63 83V84H62ZM105 83H106V85H105ZM138 83V84H137ZM13 84V85H12ZM104 84V87H105V89L106 90H104V89H102V85ZM112 84V85H111ZM137 84V85H136ZM9 85V86H8ZM29 85V86H28ZM85 85V86H84ZM102 87H101V86ZM144 85V84H143ZM143 85H141V86H143ZM41 86V88H39ZM83 86V87H82ZM31 87V88H30ZM221 88H223V87H225V85L223 84L222 86H220ZM1 88V86H0V89H2ZM46 86L43 88L44 90H46ZM82 88V89H81ZM84 88V89H83ZM98 88V89H97ZM100 88V89H99ZM14 89L15 90H17V91H14ZM78 90H79V92H78ZM104 90V91H103ZM237 90V91H236ZM55 91V92H54ZM83 93H82V92ZM98 91V92H97ZM101 91V92H100ZM240 91V92H239ZM37 92V93H36ZM216 92H218V91H216V89H214V91L212 92V93H216ZM7 93V94H6ZM9 93V94H8ZM103 93V94H102ZM4 94V95H3ZM235 94V95H234ZM237 94V95H236ZM245 94V93H244ZM11 96V97H9L8 98V96ZM34 95H38V97H34ZM92 95V96H91ZM234 97H237V98H234ZM243 97H242V96ZM28 96V97H27ZM29 96H30V98H29ZM41 96L42 97H44L43 99L41 98ZM180 97L182 96L181 94L179 95ZM260 96V97H259ZM128 97H130V98H128ZM143 97H145V98H143ZM241 97H242V99H241ZM40 98V99H39ZM140 98V99H139ZM148 98V99H147ZM182 99H181V101H183V99L185 100V98L187 99V97L186 96H182L181 97ZM245 98V99H244ZM32 99V100H31ZM34 99H36V100H34ZM96 99V100H95ZM129 99V100H128ZM133 99V100H132ZM205 99V98H204ZM231 100V102H230V100ZM256 101H255V100ZM32 102H31V101ZM48 100V101H47ZM57 100V101H56ZM140 102H139V101ZM215 100V101H214ZM228 100V101H227ZM233 100V101H232ZM247 100V101H246ZM96 101V102H95ZM138 101V102H137ZM207 101V102H206ZM242 101H245V102H242ZM251 101V102H250ZM258 101V102H257ZM134 102H135V104H134ZM143 102V103H142ZM206 102V103H205ZM249 102V103H248ZM140 103V104H139ZM197 103V104H198ZM204 103V104H203ZM242 103V104H241ZM56 104V105H57ZM224 104V105H223ZM56 105H54V106H56ZM136 105V106H135ZM201 105V106H200ZM216 105V106H215ZM243 105V106H242ZM44 105L42 106V107H45ZM143 106V107H142ZM248 106V107H247ZM20 107V108H19ZM101 107H103V108H107V110L105 109H102ZM217 107V108H216ZM243 107V108H242ZM55 108V107H54ZM101 108V109H100ZM22 109V110H21ZM137 109V110H136ZM214 109V110H215ZM241 109V110H240ZM250 109V110H249ZM100 110V111H99ZM104 110V111H103ZM203 110H206V109H203ZM216 110V111H217ZM245 110H248V114H247V111H245ZM39 111V112H38ZM110 111V112H109ZM170 111V112H169ZM174 110H168V109H165V110H163V111H161L160 113V115L158 114V112H152V116L151 117H154L158 122H159V124L160 125H162V124H165V122H166V124H168V123H175V125L173 126L172 124H171V126H173L174 128L175 127H177L179 124H178V120L175 122V120H176V116L174 115L173 116V113H171V112H173ZM200 111V110H199ZM198 111V112H199ZM240 111H241V113H240ZM251 111V112H250ZM108 112V113H107ZM112 112V113H111ZM255 112V113H254ZM39 113V114H38ZM87 113V114H86ZM193 113V112H192ZM195 113V112H194ZM193 113V114H194ZM238 113H239V115H238ZM46 114V113H45ZM106 114V115H105ZM195 114H197V113H195ZM194 114V115H195ZM241 114H243V117H245V119L243 120H241V118H242V116H241ZM255 114V115H254ZM24 115V116H23ZM245 115V116H244ZM46 116V117H45ZM43 115V119L42 118H40V120L42 119V120H45L46 118V122L47 121H49V117L50 116H47V115ZM172 116H173V118H172ZM253 116V117H252ZM240 117V118H239ZM250 117H252V119L250 118ZM25 119V120H24ZM166 119V120H165ZM169 119V120H168ZM257 119V120H256ZM22 120V121H21ZM31 120V121H30ZM33 120L35 121L34 123H32L33 122ZM66 121V122H65ZM113 121V122H112ZM241 121V122H240ZM28 122V123H27ZM50 123H51V121H49ZM84 122V123H83ZM87 122V123H86ZM141 122H143V120L141 121ZM247 122V123H246ZM30 123V124H29ZM32 123V124H31ZM59 123V122H58ZM86 123V124H85ZM177 123V124H176ZM65 124V125H64ZM81 124V125H80ZM141 124V123H140ZM34 125H35V128H34ZM74 125V126H73ZM254 125V124H253ZM253 125H252V127H253ZM27 126H28V128H27ZM67 126V127H66ZM235 126V125H234ZM255 126V125H254ZM25 127V128H24ZM31 127V128H30ZM32 128L34 129L33 131H32ZM21 129V130H20ZM28 129V130H27ZM73 129V128H72ZM76 128H75V130H77ZM173 129V128H172ZM233 128L231 127L229 130H227L226 131V136L224 137V138H222L221 139V144H225V143H227L228 141H230V140H232V137H234L233 135H232V130ZM31 130V131H30ZM66 131V130H65ZM25 133V134H24ZM23 134V135H22ZM94 134L95 135H97V133H95L94 132ZM94 134H92L93 136H95ZM25 135V136H24ZM232 135V136H231ZM40 136H42V138L40 137ZM189 136V138L187 137V136H185V135H180V137H179V142H180V144L182 143L183 144V146H185V149L186 150H189L188 152L190 153H188L187 154V162H188V164H187V162H186V164L188 165V166H191V167H195V166H198L199 167V169L201 170V172L202 173H200V171H198L199 173H200V175L199 176H201V174H203V172L207 169V167H209L210 166V164H211V160L210 159H200V161H199V159L198 160H194L195 158H193V160H190V158L192 157V156H194V155H191V154H194L193 152L195 151V145L193 144L194 143V139L195 138H191L190 137V135H188ZM9 137H11V138H9ZM184 137V138H183ZM186 137V138H185ZM14 138V139H13ZM183 138V139H182ZM97 139V138H96ZM189 139V140H188ZM8 140H12V141H16V143H17V145L20 147H23L22 145H24V148H23V150L21 151H17V152H14V151H16V150H18V149H14V150H12L11 151V155L12 154H14V155H12V159L14 160V163L13 164H10V161L8 162L7 161V157L9 156V155H7V153H5V150H3V149H5L6 148V146L5 145H3L2 144V146H1V142L3 143V142H5V141H8ZM177 140H178V138H177ZM226 140H228V141H226ZM19 141V142H18ZM41 141H43V142H41ZM45 141L47 142V143H45ZM31 142V141H30ZM51 142V143H50ZM186 142V143H185ZM15 143V144H16ZM23 143V144H22ZM25 143H27L26 145H25ZM45 144H47L48 146H46ZM50 145V146H49ZM5 147V148H4ZM39 147V148H38ZM188 147V148H187ZM193 147V148H192ZM26 148V149H25ZM240 148V147H239ZM1 149V148H0ZM35 149V150H34ZM43 149V148H42ZM37 150L39 151V152H37ZM240 150V152H244V151H242V148L241 149H239ZM3 151H4V153L6 154H4L3 153ZM43 151H44V149H43ZM238 153L237 155H238V157L240 156V155H243L242 153ZM32 153V154H31ZM50 153H52V152H50ZM173 153V152H172ZM177 153V152H176ZM23 154V155H22ZM26 155V157H25V155ZM175 154V153H174ZM246 154V152L244 153V155ZM10 155V156H11ZM23 157H22V156ZM172 156H174V155H172ZM177 156V155H176ZM176 156H174V157H176ZM18 157H20L19 159H18ZM39 157V156H38ZM29 158V159H28ZM234 158V154L230 151V150H228V156H226V160H227V163L228 162H230V161H232V159ZM17 159V160H16ZM34 159V160H33ZM39 160L38 162H37V160ZM12 160V161H13ZM31 160H32V162H34V163H32L31 162ZM178 160V158H176V160L175 161H177ZM188 160H190V161H188ZM24 161V162H23ZM192 161V162H191ZM194 161V162H193ZM198 161V162H197ZM210 161V162H209ZM31 162V163H30ZM207 162V163H206ZM9 163V164H8ZM19 166H17L16 164ZM18 163H20V164H18ZM24 163V164H23ZM99 163V162H98ZM195 164V166H193V164ZM199 163H201V165L199 164ZM23 164V165H22ZM49 165L51 164V163H48ZM197 164V165H196ZM208 164V165H207ZM2 165V166H1ZM5 165V166H4ZM15 165H16V167H17V172H15V170L12 172V169H13V166L15 167ZM21 165V166H20ZM47 165V164H46ZM45 165V166H46ZM48 165V166H49ZM52 165V164H51ZM50 165V166H51ZM212 165V164H211ZM45 166L43 167V168H45ZM49 166V168L47 167V168H45V169H42V172H41V175L40 176H38V177H35V178H37V179H35V181L36 180H40L37 184L39 185H37V187H39L40 189H38V190H36V192L38 193V194H41L42 193V195H39L40 196V202H41V204L43 203V205L40 207L41 208V210H42V212L36 217V219H34V220H29L27 217H25V216H23V214H5V213H0V233H2V231L4 232V237L5 236H8L6 239L4 238V240H5V242L7 243V242H9V241H11L10 239H11V237L14 239V238H16L15 239V241L16 242H18V245H16V247H12V248H10L11 249V251H13V252H16V248H18L19 247V245H21V244H24V240H22V239H25L26 240V238H27V240L26 241H28V242H25V245H21L22 246V249H24L25 251H27V252H25V254H24V250H22V252L23 253H21V255H20V259L19 258H17L18 256L17 255H19L20 253L19 252H21V250L18 252V253H14L15 254V256H12V254H11V256L9 257L8 256V258H5L4 259V261L7 259V261H3L2 262V264H41V263H43V261H41L45 256L44 255H46V256H48V255H50L51 256V254H53L54 253V251L56 250V248H58L59 247V244L62 246V248L61 249H63L64 247H67V250L68 249H70L68 246H67V243L68 244H70V242H66V241H69L68 239H66L67 237H65V239H63L64 240V242L65 243H63V245H65V246H63L62 245V241L60 240V235L62 236V237H64L65 235L67 236L68 235V237H69V239H70V236H72L73 238H75V236H77V235H79L78 233H77V231H79V229H80V226L79 225H81V224H84V222L83 223H81L82 222V220H80V219H83V220H85V218H83V217H79V216H76V217H74V215H71V214H69V212H70V208H79V207H81V208H86V207H84V206H86L87 204H86V201H83L84 199H85V196H83L82 195V197L80 196L79 197V195H81L80 194V192H76L77 190H80V188H77V190L75 191L76 193H73V194H71V195H74V196H72V197H68V203H67V207H70V208H67L68 210H66L65 208H62L61 210L64 212L63 214H61L62 213V211H60V214H56V216L58 215H60L59 216V218H56L55 219V214L53 213V209H54V207H53V205L52 206H50V204H51V199L50 198H52V196H51V194H49L47 191H49L48 189L50 188H47L48 186L47 185H45V184H43V183H46L47 181V177L49 176V178H51L53 175H54V177H56L55 179H57V177H58V180L57 181H59V183L57 182H55L56 184H58L59 186H60V182H64L65 184H61L62 185V187H64L65 185H67L68 183H66V179H70V180H72L71 179V177L69 176L70 175V173H69V171H64L63 172V169H60L59 167L58 168H56L57 166H54V165H52V166H54L56 169H59V170H57L58 172L56 173V174H54V172H53V170L52 171H50V167ZM120 166V165H119ZM201 166H204V167H201ZM207 166V167H206ZM213 166V165H212ZM201 167V168H200ZM4 168V169H3ZM19 168V169H18ZM27 168V169H26ZM53 168V167H52ZM51 168V169H52ZM120 169V168H119ZM198 169V170H199ZM203 169V170H202ZM11 170V171H10ZM45 171V172H44ZM8 172V173H7ZM49 172V173H48ZM52 172V173H51ZM66 172H67V174L68 175H64V174H66ZM114 172H116V174H117V179H119V178H121V176L120 175H123V173L122 174H120V170H115ZM63 173V174H62ZM10 176H8V175ZM26 174V175H25ZM46 174L48 175L47 177H46ZM52 176H51V175ZM114 174V176H115V173H113ZM5 175H6V179H5ZM63 175H64V177H65V179L63 178V181H61L62 179H60V178H62L63 177ZM60 176H62V177H60ZM199 176H197L199 179H197L196 178V180L195 181H193L194 183L195 182H197V183H193L192 182V184H191V186L192 187H189L187 190H186V192H185V194L187 193H189L188 195H190V196H194V195H197V193H198V191H199V194H200V192H202L203 191V189H202V191H200L201 190V187H202V182L201 181H203L202 179H203V177L201 178V177H199ZM116 177H114V179L116 178ZM122 177H124V176H122ZM2 178V179H1ZM9 178V179H8ZM27 178V179H26ZM42 178V179H41ZM123 178H121V180H122ZM27 180H29V181H27ZM69 180V181H70ZM198 180V181H197ZM23 181V182H22ZM68 181V182H69ZM73 181V180H72ZM53 182V183H54ZM4 183V184H3ZM22 183V184H21ZM52 183V182H51ZM50 183V184H51ZM52 183V184H53ZM54 183V184H55ZM71 183H73V182H70V184ZM259 183H261L262 185H264V178H262L261 180H260V182ZM3 184V185H2ZM34 186H36L34 183H32ZM41 184L42 185H44L43 187H41ZM51 184V185H52ZM201 184V185H200ZM33 185H32V187H33ZM194 185V186H193ZM69 185H67V187H68ZM37 187H35V188H37ZM61 187V186H60ZM197 187V189H195ZM200 189H199V188ZM44 188V189H43ZM47 188V189H46ZM117 188V187H116ZM143 188H145V187H143ZM191 188H193V189H191ZM5 189V190H4ZM41 189H43V190H41ZM195 189V190H194ZM32 190H34V187H33V189ZM45 190V191H44ZM180 190V192L178 191V189L176 190V191H174V192H171V194L169 193V192H165V195H166V199H168L169 198V201H171L172 199H173V197H174V193H176V195H175V197H174V199L173 200H175V198H176V200H175V204H176V208L177 207H179L178 209L180 210V211H182V209H184V207L187 205V203H186V205H185V198H182L181 200H179L180 199V193H181V191H183V189H179ZM192 190V191H191ZM44 191V192H43ZM185 191V190H184ZM191 193H190V192ZM193 191H194V193H193ZM195 192H197L196 194H195ZM0 193V195H3L4 193H2L1 194ZM78 193V194H77ZM82 193V192H81ZM5 194L2 196V197H4L5 196ZM47 194H49V196H51V197H49ZM167 194H169V195H167ZM193 194V195H192ZM112 195V194H111ZM110 194H108L107 196H111ZM188 195H186V197H189ZM7 196V195H6ZM199 196V195H198ZM197 196V197H198ZM44 197V198H43ZM49 197V198H48ZM196 197V196H195ZM194 197V198H195ZM5 199L4 200H6V203L9 201V198H8V196L7 197H4ZM46 198H48V199H46ZM80 198H82V200L80 201L79 199ZM84 198V199H83ZM44 199V200H43ZM78 199V200H77ZM3 200V201H4ZM46 200H48V202H45ZM49 200H50V202H49ZM112 200V199H111ZM141 200V199H140ZM196 200V199H195ZM76 201V202H75ZM142 201V200H141ZM245 202H244V204H245V207H247V214H237V222H238V219L240 218V217H242V219H244L245 221H250V220H254V221H256L257 222V230H255L252 234H250L248 237H246V235L244 234L243 235V239H244V243L242 244V247H244L245 245H249V246H255V245H257V244H260V243H262V242H264V214H259V212L260 211H262V210H264V201H262L260 204H253V203H251V201L250 200H244ZM83 202H85V204H83ZM6 203H4L3 205H5ZM47 203H50L49 205L47 204ZM8 204V203H7ZM7 204H6V206H7ZM11 204V203H10ZM10 204H8L9 206H10ZM71 204V205H70ZM143 204H146V201H145V199H144V201L143 202H141L140 203V206L139 207H141ZM6 206H3L2 207V211L4 210L6 213H8L6 210H8V209H10L9 207L7 208ZM76 206V207H75ZM78 206V207H77ZM240 206H242V204H239V203H237V207H240ZM5 207V208H4ZM152 207V206H151ZM151 207H150V209L148 208V210H145L144 212H143V214H141V216L142 215H144L143 216V218L146 220V222H145V224L146 225H148V223L149 222H152V221H154L155 222V224L152 222V223H149V225L151 224V225H153L154 227L152 228V226L150 227L149 225V229L151 228L152 230L155 228V227H161V226H163V221L165 220V218H168L169 217V214H163V216L162 217H160V215H158V216H152L151 217V212H152V209H153V207H152V209H151ZM4 208V209H3ZM51 208V209H50ZM138 208V207H137ZM80 209V208H79ZM90 209V210H89ZM92 209V210H91ZM154 210V209H153ZM84 211V210H83ZM82 211V212H83ZM90 211V212H89ZM148 211V212H147ZM47 212V213H46ZM93 212H95V210H93V207L92 206H90V208H87V209H85V211H84V215L83 216H87V217H90L91 219H94L93 217L94 216H92L94 213ZM98 212V211H97ZM154 212V211H153ZM10 213V212H9ZM46 213V214H45ZM49 213V214H48ZM88 213H89V215H88ZM96 213V212H95ZM145 213V214H144ZM149 213V214H148ZM151 214V215H150ZM94 215H96V214H94ZM98 215V214H97ZM96 215V216H97ZM114 215V214H113ZM7 216V217H6ZM99 216H101V215H99ZM99 216H97L96 218L99 220ZM104 216V215H103ZM107 216H112V214L111 215H107ZM197 216V215H196ZM1 217H3V218H1ZM106 217V216H105ZM105 217H102L101 216V218L103 219V218H105ZM160 217V218H159ZM12 218V219H11ZM89 218V219H90ZM95 218V219H96ZM150 218H152V219H150ZM157 218V219H156ZM197 218V217H196ZM15 219V220H14ZM61 220V221H59V220ZM88 219V218H87ZM164 219V220H163ZM198 219H199V217H198ZM197 219V220H198ZM6 220V221H5ZM144 220V221H145ZM148 220V221H147ZM151 220V221H150ZM2 221V222H1ZM80 221V222H79ZM91 221V224H93L94 223V221L95 220H93V223H92V220H90ZM176 221V223H177V220H175ZM12 222V223H11ZM60 222L62 223L61 225L62 226H59V224H60ZM160 222H161V224H160ZM165 222V221H164ZM79 225H78V224ZM157 223V224H156ZM174 223V222H173ZM185 222H181V224H180V222H178L177 224H180V226L182 225V224H184ZM57 224V225H56ZM97 224V223H96ZM85 225V224H84ZM83 225V226H84ZM57 226H59V227H61V230H65L66 229V231L67 230H70V231H68L69 232V234L67 233L66 234V231H59V232H61L62 234H60L59 235V233L58 232H56L57 230H59L58 228L59 227H57ZM69 226V227H68ZM83 226H82V228H83ZM20 227V228H19ZM28 227V228H27ZM57 227V228H56ZM85 227V226H84ZM54 228H56L57 230H54L55 232H56V234H52V233H50L49 231H52ZM67 228H69V229H67ZM70 228H72V229H70ZM78 230H77V229ZM3 229V230H2ZM10 229V230H9ZM84 229V228H83ZM83 229H80V230H83ZM245 230L247 229V227L246 228H244ZM5 230V231H4ZM19 230V231H18ZM31 230V231H30ZM48 230V231H47ZM45 231V232H44ZM54 231H52V232H54ZM41 232V233H40ZM50 233L49 235L48 234H45V233ZM71 232V233H70ZM80 232V231H79ZM15 233V234H14ZM33 233V234H32ZM63 233H65V235L63 234ZM75 233V234H74ZM39 234V235H38ZM42 234V235H41ZM57 234L59 235V237H57L56 239H57V241H55L56 239H55V237L57 236ZM21 235V236H20ZM32 235H36V238L38 237H40L41 238V236H42V238L44 239V237H48V236H50V235H56L55 237H53V239L51 238L50 239V237H48V239L47 240H49L50 239V242H51V240H52V242H53V245H56V246H58V247H56V246H54V247H50V246H48V245H52V242L51 243H49V241H48V245L47 246H44V249H42V250H40L39 249V247H37L38 249L36 250V252H35V249H33L34 247H33V245H32V247H29V245L28 244H30L31 242H32V239H31V237H32ZM43 235H46V236H43ZM238 235V234H237ZM34 237V236H33ZM32 237V238H33ZM71 237V238H72ZM35 238V237H34ZM37 238V239H38ZM58 238H59V240H58ZM43 239H41V241L43 240ZM20 240H22V242L20 241ZM36 240V239H35ZM40 240V239H39ZM38 240V241H39ZM71 240V239H70ZM14 241V240H13ZM13 242V243H16V242ZM37 241V240H36ZM59 241V242H58ZM61 241V242H60ZM246 241V242H245ZM4 242V243H5ZM35 242V241H34ZM40 242V241H39ZM55 242V243H54ZM57 242V243H56ZM12 243V242H11ZM41 243V242H40ZM43 243V242H42ZM41 243V244H42ZM45 243V242H44ZM43 243V244H44ZM72 243V242H71ZM17 244V243H16ZM32 244V243H31ZM31 244H30V246H31ZM37 245V242H35L34 243V245ZM58 244V245H57ZM6 245H10V243L8 244H5V245H3V249H5L6 248V250H5V252L6 253H8L9 251H10V249H8L9 251L7 252V248H9L8 246H6ZM35 245V246H36ZM70 245H72V244H70ZM104 245H106V243H104ZM11 246H14V244L13 245H10V247ZM21 246L18 248V249H20L21 248ZM23 246H24V248H23ZM60 246V247H61ZM28 247H29V249L31 248V249H33L34 250V252L32 253V250H31V252L29 251V249H28ZM71 247V246H70ZM1 248V247H0ZM2 248H1V250H2ZM42 248H43V246H42ZM50 248H52V249H54L53 251H49L50 250ZM72 248V247H71ZM14 249V250H13ZM16 249V250H15ZM27 249V250H26ZM46 249V251L48 250L49 252H53V253H46L44 250ZM51 249V250H52ZM59 249V248H58ZM56 250V251H58L57 253H62L61 252V250L59 251V250ZM75 249V248H74ZM66 250V249H65ZM55 251V252H56ZM63 251V250H62ZM70 251V250H69ZM83 251H84V249H83ZM0 252H2V251H0ZM44 252L46 253V254H44ZM64 253H65V251H63ZM67 252V251H66ZM85 252V251H84ZM10 253L11 252H9V254H7V255H10ZM36 253V254H35ZM82 253V250L80 251V253H78V257L76 256V255H74L73 256V254H72V256H70L69 255V253L67 252L66 254L68 255V256H66V254L64 255V256H62L61 258H60V256H59V258H60V260H62V261H60V262H63V264H64V262L65 263H67L68 262V264H90L88 261H85V259H83V257H79V255ZM30 254H32V255H30ZM34 254V255H33ZM44 254V255H43ZM75 254H77V252H75ZM7 255H6V257H7ZM28 255V256H27ZM63 255V254H62ZM36 256H38L37 258H36ZM41 256H44L43 258L41 257ZM80 256H82V254L80 255ZM25 257V258H24ZM30 259H29V258ZM23 258V259H22ZM46 258V257H45ZM44 258V259H45ZM58 258V259H59ZM74 258H76V259H74ZM26 259V260H25ZM31 261H29V260ZM47 259V258H46ZM3 260V259H2ZM38 260V261H37ZM16 261V262H15ZM35 261V262H34ZM47 261V260H46ZM0 262H1V259H0ZM20 262V263H19ZM45 262V261H44ZM58 263H59V260H58ZM1 264V263H0ZM59 264H61V263H59ZM237 264H243L242 263V261H240V260H238L237 261ZM250 264H253V263H250ZM262 264H264V263H262Z\"/></svg>",
  "mask_w": 264,
  "mask_h": 264
}]
</instances>
